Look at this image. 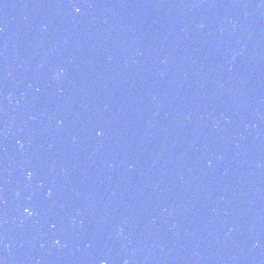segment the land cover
Wrapping results in <instances>:
<instances>
[{
	"label": "snow or ice",
	"instance_id": "snow-or-ice-1",
	"mask_svg": "<svg viewBox=\"0 0 264 264\" xmlns=\"http://www.w3.org/2000/svg\"><path fill=\"white\" fill-rule=\"evenodd\" d=\"M29 175H31V173H29ZM25 212H28V209H25ZM29 215H31V213L29 212Z\"/></svg>",
	"mask_w": 264,
	"mask_h": 264
},
{
	"label": "clouds",
	"instance_id": "clouds-1",
	"mask_svg": "<svg viewBox=\"0 0 264 264\" xmlns=\"http://www.w3.org/2000/svg\"><path fill=\"white\" fill-rule=\"evenodd\" d=\"M77 11H79V9H77Z\"/></svg>",
	"mask_w": 264,
	"mask_h": 264
}]
</instances>
